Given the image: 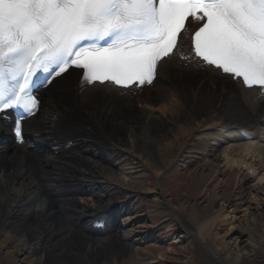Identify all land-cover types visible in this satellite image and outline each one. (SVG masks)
Returning a JSON list of instances; mask_svg holds the SVG:
<instances>
[{
    "label": "bare ground",
    "instance_id": "6f19581e",
    "mask_svg": "<svg viewBox=\"0 0 264 264\" xmlns=\"http://www.w3.org/2000/svg\"><path fill=\"white\" fill-rule=\"evenodd\" d=\"M79 76L27 144L0 123V264H264V97L179 59L143 92Z\"/></svg>",
    "mask_w": 264,
    "mask_h": 264
},
{
    "label": "snow or ice",
    "instance_id": "6c2138e0",
    "mask_svg": "<svg viewBox=\"0 0 264 264\" xmlns=\"http://www.w3.org/2000/svg\"><path fill=\"white\" fill-rule=\"evenodd\" d=\"M176 59L264 97V0H0V114L18 113V143L22 121L39 111L37 89L71 69L82 92L97 83L137 91Z\"/></svg>",
    "mask_w": 264,
    "mask_h": 264
},
{
    "label": "rangeland",
    "instance_id": "374dc122",
    "mask_svg": "<svg viewBox=\"0 0 264 264\" xmlns=\"http://www.w3.org/2000/svg\"><path fill=\"white\" fill-rule=\"evenodd\" d=\"M162 184H163V185H166V183L164 182V180H162ZM185 226H186V227H189L187 224H185ZM51 256H52V255L49 254V256H47L46 258H47L48 260L51 259V261H52L51 263L53 264V263H54V259H52Z\"/></svg>",
    "mask_w": 264,
    "mask_h": 264
}]
</instances>
